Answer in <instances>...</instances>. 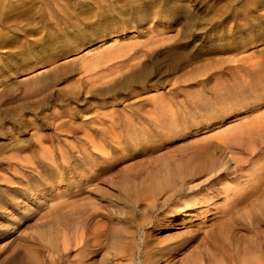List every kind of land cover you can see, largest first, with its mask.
Masks as SVG:
<instances>
[{"label": "rangeland", "instance_id": "obj_1", "mask_svg": "<svg viewBox=\"0 0 264 264\" xmlns=\"http://www.w3.org/2000/svg\"><path fill=\"white\" fill-rule=\"evenodd\" d=\"M0 3V264H264V0Z\"/></svg>", "mask_w": 264, "mask_h": 264}, {"label": "bare ground", "instance_id": "obj_2", "mask_svg": "<svg viewBox=\"0 0 264 264\" xmlns=\"http://www.w3.org/2000/svg\"><path fill=\"white\" fill-rule=\"evenodd\" d=\"M4 7V5L2 4V3H0V23H1V25H4V24H11L12 25V23L9 21V18H11V15L9 14V11H14V12H19V13H22L23 15H25V17L26 18H28L27 20H29L30 19V17H31V19H32V17H34L33 15L34 14H32L31 13V11H26V10H24V9H21V7L18 9L17 7H14V6H12V9H10L9 11H7L8 12V14H7V12H6V10L3 8ZM34 13V12H33ZM44 12H42V13H39L37 16H38V20H37V22L38 23H44V21H45V16H44V14H43ZM50 15V14H49ZM51 16V15H50ZM12 19V18H11ZM10 19V20H11ZM13 19H15V18H13ZM12 19V20H13ZM36 19V18H35ZM35 19H33L32 20V22H34V20ZM109 20H111L110 19V16H108V18L106 19V21H109ZM20 21V20H19ZM17 22V21H16ZM15 23V22H14ZM26 23H28V22H26ZM29 24H31L30 22H29ZM11 25L10 26H8L7 27V29H5L6 31H2L1 29H0V48L2 49V48H6V47H8L7 45H9V46H11V48H12V45L14 44H11V41H13V35H12V33H9L8 31H10V29H11ZM7 26V25H6ZM35 26L36 25H33V26H30V27H28V28H26V29H22V31L26 34V32L25 31H28L29 33H34L35 32ZM61 33H59V31H56L54 34H52V35H50V36H47L46 38H38L37 40H31L30 39V41H28V44H27V46L25 45V46H19L20 48L19 49H21L20 51L18 50V52L17 51H15V53L14 54H11L10 55V59H17V56H20V55H22V56H24V55H26V54H29V53H32V52H34L35 51V54H39L40 52H44V51H46V48L47 49H50V47L52 48V46L50 45V43H51V40L52 39H54L55 40V42H61V43H63V45H65V46H67L68 48H70V45L68 46V36L66 35V32L64 33L63 31H60ZM115 32V31H114ZM29 33H27V34H29ZM48 35V34H47ZM67 37V38H66ZM57 40V41H56ZM99 41H96L97 43H95V44H93V43H91V47L89 48V47H87V49H86V51L84 52V56L85 57H88L85 61L87 62V65H88V67H89V69L91 68V66L94 64L93 62H94V60H96L95 58H97V57H100V56H102L103 55V51H111V49H113V48H116L117 46H119V43L120 42H116V44L115 43H110L109 42V44H106L105 45V42H103V40L104 39H98ZM113 40V39H112ZM14 41H15V39H14ZM116 41V39H114V42ZM117 41H118V39H117ZM16 42V41H15ZM89 42V41H88ZM93 42V41H92ZM113 42V41H112ZM84 43V42H83ZM23 45V44H22ZM46 47V48H45ZM10 48V47H9ZM10 48V49H11ZM18 48V47H17ZM38 48H40V49H38ZM67 48V49H68ZM13 49V48H12ZM11 49V50H12ZM13 50H15V49H13ZM12 50V51H13ZM17 50V49H16ZM74 50V49H73ZM75 50H76V47H75ZM74 50V51H75ZM5 51V50H4ZM7 51V50H6ZM69 51V50H68ZM71 51V50H70ZM11 53V52H10ZM53 53H56V51H52V54ZM20 54V55H19ZM56 65H58L57 63L55 64V63H52L51 64V66L49 67V68H53L54 66H56ZM48 69V68H47ZM56 69H58L57 67H55V68H53L51 71L52 72H55V71H57ZM92 75V74H91ZM128 75V74H127ZM131 76V75H130ZM104 77V76H103ZM125 77V76H124ZM89 78H90V74H89ZM94 81H95V79H93ZM47 159H50V161H51V157H49V158H47ZM53 162V161H52ZM167 173H168V170L166 171ZM166 174V173H165ZM171 174H172V172H171ZM167 177L169 178V176L167 175ZM171 177V176H170ZM72 178V177H71ZM79 178V177H78ZM162 178V177H161ZM164 178V177H163ZM168 178H167V180H168ZM172 178V177H171ZM152 179H154V180H152ZM163 179H161V181H162ZM81 181V180H80ZM152 181H154V182H156L157 180H155V178H152L151 177V182L149 183V186H150V184L152 183ZM158 181H159V179H158ZM165 181H166V179H165ZM169 181V180H168ZM163 182V181H162ZM157 184V183H156ZM158 184H160L159 182H158ZM126 185V184H125ZM154 186V185H153ZM152 188V187H151ZM154 188V187H153ZM152 188V189H153ZM41 192V191H40ZM42 194V193H41ZM45 195H46V192L44 193ZM43 194V195H44ZM25 202L26 201H21L20 202V204L18 205H16V208H14L15 206H13V210L15 211V212H18L17 210L18 209H22L23 210V208H26L25 207ZM32 202H33V205L34 204H39V200L36 198V199H34V200H32ZM9 211V210H8ZM5 220V219H4ZM7 221V220H6ZM6 225H8V224H6ZM10 225V224H9Z\"/></svg>", "mask_w": 264, "mask_h": 264}]
</instances>
